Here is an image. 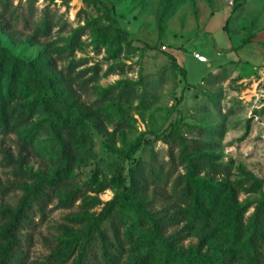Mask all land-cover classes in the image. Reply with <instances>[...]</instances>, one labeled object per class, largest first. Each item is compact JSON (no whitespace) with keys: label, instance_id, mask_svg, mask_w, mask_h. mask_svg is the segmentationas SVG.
Instances as JSON below:
<instances>
[{"label":"rangeland","instance_id":"rangeland-1","mask_svg":"<svg viewBox=\"0 0 264 264\" xmlns=\"http://www.w3.org/2000/svg\"><path fill=\"white\" fill-rule=\"evenodd\" d=\"M103 1L129 46L111 37L97 45L99 23L109 25L101 5L0 0L2 47L26 61L48 54L59 71L80 63L74 75L87 71L89 78L100 70L75 96L82 112L72 122L86 124L64 135L70 173L31 204L11 264H73L83 248L88 263L264 264V237L252 239L249 230L264 209V24L235 10L244 0ZM32 9L30 29L12 24ZM48 15L56 26L36 36ZM95 21L77 51L64 53L74 31ZM126 81L135 85L131 96L120 85ZM111 87L117 89L104 95ZM21 131L0 135V229L1 212L16 209L38 176L54 173L64 157L52 134L29 145ZM200 153L214 166L193 172L186 157ZM138 164L146 172L163 165L171 173L168 185L138 194L139 208L119 203L94 225L131 185ZM198 181L216 197L212 205L200 194L206 214L196 206ZM235 212L237 235L230 225ZM160 217L178 224L158 238L151 221ZM71 241L78 242L74 251Z\"/></svg>","mask_w":264,"mask_h":264},{"label":"trees","instance_id":"trees-1","mask_svg":"<svg viewBox=\"0 0 264 264\" xmlns=\"http://www.w3.org/2000/svg\"><path fill=\"white\" fill-rule=\"evenodd\" d=\"M88 5H101L108 14L109 25H102L99 21L94 24H88L74 31L73 36L68 40L64 53L73 55L81 44L82 37L86 31L93 25H99L97 29V45L105 44L107 38L118 43L129 44L128 35L117 24L112 16V10L103 0H84ZM243 4L236 5L235 10H242ZM34 9L29 13H21L13 19L12 24L23 25L24 28H31L34 16ZM56 26L54 19L49 15L43 23L36 28V36H48ZM121 50V49H120ZM176 62V61H174ZM80 63L72 61L65 72L58 70L54 59L48 54L38 57L33 61H26L15 56L12 51L0 45V135H6L16 127L21 128L23 139L30 145L43 133L53 135L54 147L58 154L64 155L61 165L54 173L41 174L38 176L35 184L28 188L20 205L16 209L6 208L1 212L4 224L0 229V237L3 244L0 246V264H11L16 254L19 242V232L27 220V213L31 204L40 196L45 194L46 189L54 186L59 178L67 176L70 173L69 161L65 160L66 150L70 147L68 141L64 138L66 132L85 127L86 121L76 119L72 122V115L75 112H82L75 96L78 90H87L91 83L95 82L99 76V69H95L94 75L87 78V71L74 75ZM186 71L183 70V73ZM120 85L128 93L133 94L134 84L123 82ZM117 87H111L103 91L104 95L112 94ZM38 117L39 121L35 123L33 118ZM84 121V123H82ZM84 137L88 138L87 135ZM139 144L133 149L132 154L137 153ZM212 158L208 153H200L194 157H186L189 168L194 172L196 169H204L207 166H214ZM146 166L137 165L131 173L132 182L129 187H125L123 192L117 195L113 200L107 203L101 215L95 220L94 225H99L107 217H110L116 206L126 204L131 208H139L137 196L146 192L150 187H164L168 185L171 173L166 172L163 165L153 166L146 172ZM201 169V170H202ZM198 173H200V171ZM195 200L197 210L201 214L208 213L200 199V194L208 195L209 203L215 205L214 193L212 189L204 182H195ZM155 196L163 195L158 193ZM207 209V210H206ZM145 215V214H143ZM238 215L232 214L230 218L231 230L234 235L240 231ZM153 232L161 238L163 230L178 224L173 218L160 217L151 221ZM249 230L252 232V239L264 237V209L258 211L249 223ZM163 242L165 241L162 240ZM166 242V241H165ZM71 250L74 251L77 241L69 242ZM83 248L80 256L76 258L73 264H103L95 260L88 263L84 261L86 252ZM150 255L151 253H148ZM115 259V258H114ZM117 260V259H116ZM110 259H106V264H110Z\"/></svg>","mask_w":264,"mask_h":264},{"label":"crops","instance_id":"crops-1","mask_svg":"<svg viewBox=\"0 0 264 264\" xmlns=\"http://www.w3.org/2000/svg\"><path fill=\"white\" fill-rule=\"evenodd\" d=\"M242 12L264 24V0H244Z\"/></svg>","mask_w":264,"mask_h":264}]
</instances>
